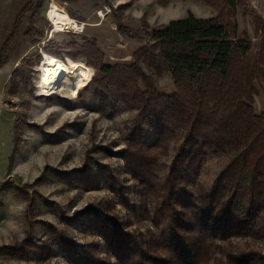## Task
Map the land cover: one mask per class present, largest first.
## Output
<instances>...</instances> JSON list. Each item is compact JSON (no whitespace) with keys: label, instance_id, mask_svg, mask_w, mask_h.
<instances>
[{"label":"rangeland","instance_id":"obj_1","mask_svg":"<svg viewBox=\"0 0 264 264\" xmlns=\"http://www.w3.org/2000/svg\"><path fill=\"white\" fill-rule=\"evenodd\" d=\"M235 2L232 14L200 0L167 5L156 0H0V264H128L114 254L117 234L154 240V217L159 208L166 210L162 189L182 138L152 147L158 126L144 120L148 151L130 148L139 112L123 105L102 111L92 84L95 67L83 57L74 59V48L90 35L103 62L127 63L148 41L145 23L157 26L190 13L224 15L230 30L236 26L239 37L257 44L264 0ZM42 32L41 41L34 42ZM54 49L64 54L61 61L70 66V75L49 55ZM14 70L16 94L10 92ZM21 73L22 80L17 78ZM156 81L163 92L174 88L169 76ZM259 92L255 107L261 113L264 93ZM128 149L135 150L132 163ZM231 157H196L191 182L185 181L183 189L193 195L198 185L211 187ZM145 164L154 176L151 183L160 184L156 189L144 183ZM233 244L264 253V237L233 238ZM12 249L15 255L5 253ZM219 257L216 248L208 264Z\"/></svg>","mask_w":264,"mask_h":264},{"label":"trees","instance_id":"obj_2","mask_svg":"<svg viewBox=\"0 0 264 264\" xmlns=\"http://www.w3.org/2000/svg\"><path fill=\"white\" fill-rule=\"evenodd\" d=\"M156 1L167 5L172 0ZM200 1L219 13L222 9L235 13V0ZM16 29L15 25L12 35ZM142 29L148 41L133 51L130 62H103V53L90 35L75 46L73 56L95 67L92 84L102 111L109 113L123 105L139 112L128 138L130 148L148 151L144 120L158 126L152 147L162 148L182 138L162 189L161 205L166 210L159 208L154 217V240L117 234L116 258L123 256L121 261L128 264H208L219 248L221 257L213 264H264L261 250L237 249L233 244V238L264 237V110L258 113L255 107L259 90L264 93V22L257 21L262 31L257 44L239 37L236 26L230 30L224 15L190 13L157 26L145 23ZM44 35L33 41H41ZM49 53L70 75V66L61 59L64 54L57 49ZM15 74L16 70L10 87L13 94L19 88ZM164 76L173 81L169 92L161 91L156 81ZM25 77V73L17 76ZM133 149L125 150L131 163ZM212 153L232 157L211 187L198 185L195 194L189 195L183 183L191 182L192 162ZM144 167L145 185L156 189L160 184L151 183L152 171ZM106 236L110 238L109 233ZM5 253L16 254L13 249Z\"/></svg>","mask_w":264,"mask_h":264},{"label":"built area","instance_id":"obj_3","mask_svg":"<svg viewBox=\"0 0 264 264\" xmlns=\"http://www.w3.org/2000/svg\"><path fill=\"white\" fill-rule=\"evenodd\" d=\"M82 28H84V24L82 25Z\"/></svg>","mask_w":264,"mask_h":264}]
</instances>
